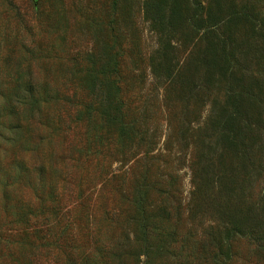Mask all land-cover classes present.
<instances>
[{
	"label": "rangeland",
	"instance_id": "1",
	"mask_svg": "<svg viewBox=\"0 0 264 264\" xmlns=\"http://www.w3.org/2000/svg\"><path fill=\"white\" fill-rule=\"evenodd\" d=\"M0 264H264V0H0Z\"/></svg>",
	"mask_w": 264,
	"mask_h": 264
}]
</instances>
